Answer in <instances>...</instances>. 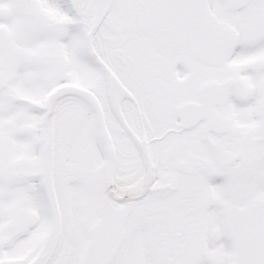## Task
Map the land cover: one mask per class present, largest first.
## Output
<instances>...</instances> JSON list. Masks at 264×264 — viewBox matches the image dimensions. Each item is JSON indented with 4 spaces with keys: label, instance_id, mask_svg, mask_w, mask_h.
Segmentation results:
<instances>
[{
    "label": "flooded vegetation",
    "instance_id": "af4514ba",
    "mask_svg": "<svg viewBox=\"0 0 264 264\" xmlns=\"http://www.w3.org/2000/svg\"><path fill=\"white\" fill-rule=\"evenodd\" d=\"M14 1L17 24L0 20V100L37 115L41 165L49 95L86 89L94 104L74 93L52 104L53 153L82 135L80 148L101 152L96 166L86 156L94 175L82 179L96 196L92 216L62 219L44 264H233L231 236L264 242V192L246 193L264 186V0H148L149 37L133 25L144 0ZM219 24L230 44L221 62ZM204 40L211 62L197 55ZM19 65L40 87L34 99L15 91ZM100 126L114 150V191L128 197L146 185L140 197L109 194ZM11 168L4 159L3 174ZM55 175L53 166L62 192ZM20 224L0 221V264H26L40 249L47 226L39 246L12 252L37 230Z\"/></svg>",
    "mask_w": 264,
    "mask_h": 264
},
{
    "label": "rangeland",
    "instance_id": "374dc122",
    "mask_svg": "<svg viewBox=\"0 0 264 264\" xmlns=\"http://www.w3.org/2000/svg\"><path fill=\"white\" fill-rule=\"evenodd\" d=\"M16 1L18 2V0ZM18 10L19 5L14 0H0L1 21H11V23L17 24ZM22 70L23 68L20 65L16 69H11V76H14L16 71L18 72L12 78L15 91L24 93L34 99L38 92L37 87H40L37 86L34 78L32 80L24 79L21 75ZM29 73L32 77L35 70L32 68ZM36 119L37 115L31 110H25L18 104H10L5 100H0V221L21 222V226L37 228L36 232L33 230L27 234L30 241L28 239L24 240L21 242L24 246L12 250L15 253H28L35 244L39 246V236L48 222L45 199L37 182L41 148L39 143L36 144ZM23 123L26 125V128H24V131L26 130L25 134L20 129ZM4 136H6L5 143L2 144V137ZM67 138L68 135L65 132L58 135L59 142L65 141ZM84 141L85 138L82 135L76 139L72 138L73 143L70 140L73 147H69L70 145L67 144L68 146L65 145V148H63L62 146L65 143H59L58 150H54L55 177L58 175L59 166H66V172H60V175H58L60 186L63 187L62 192L57 190L56 194L62 210V219L68 221L86 222L94 212L93 203L96 196L94 197L93 194L85 191L92 183L85 182L82 179L88 178L94 172L92 167L101 161V152L94 145L80 148L78 144L84 146ZM87 155L89 162L94 166H89ZM3 158L6 163L8 161L12 166L11 174H3ZM88 168L91 172L88 171ZM5 172L9 173L10 171L7 169ZM16 172L20 174L16 175ZM3 178L8 179V181L4 182ZM97 182L101 186V182L96 181L95 183ZM263 192L264 186L255 185V183H249V186H246L247 194H261ZM139 220L140 218H137V221Z\"/></svg>",
    "mask_w": 264,
    "mask_h": 264
},
{
    "label": "water",
    "instance_id": "95a60500",
    "mask_svg": "<svg viewBox=\"0 0 264 264\" xmlns=\"http://www.w3.org/2000/svg\"><path fill=\"white\" fill-rule=\"evenodd\" d=\"M228 5H233L231 0H224ZM239 1V0H238ZM244 0H240L242 2ZM237 5V4H235ZM134 26L139 29L146 37H149L148 34V0H144L134 21ZM226 26L219 24V33H218V61H223L228 53H229V40L227 37V31H225ZM206 37H204L205 39ZM206 41L203 42V47L197 52V55L201 57L204 61L211 62L212 55H214L211 51H209L205 45ZM206 48V49H205ZM216 54V53H215ZM217 61V60H215ZM74 93L79 94L83 98L90 99V92L84 88H80L72 85H63L54 89L48 97L44 121H45V132H46V144H45V155L44 160L40 170V189L45 197L47 210L49 214V225L47 228V232L44 236L42 245L37 252V254L26 264H44L48 257L53 253L54 248L57 244L58 237L60 234V211L58 206V201L54 189L53 183V124L51 117V107L52 104L59 99L61 96ZM90 101L94 104L93 99ZM95 107V106H94ZM96 108V107H95ZM97 111V108H96ZM99 119V118H98ZM101 128V126H100ZM104 128H101V132L103 135L104 142V155L106 162V184L109 194L117 200H129L140 197L144 194L146 189V185L141 193L136 195H131L128 197L121 196L113 191L112 188V171H113V163H114V150L112 148L109 134L107 131H103ZM152 174V173H151ZM152 178L148 176V172H146V184L149 183ZM256 202L250 203V205H254ZM229 211V210H228ZM227 211V212H228ZM230 212V211H229ZM228 212V213H229ZM246 236V235H245ZM243 237V236H242ZM242 239V238H241ZM234 242V250L237 255V258L234 260V264H264V258L261 260L257 259H246V255H263L264 254V242L262 244H257L251 239H246L243 241Z\"/></svg>",
    "mask_w": 264,
    "mask_h": 264
}]
</instances>
